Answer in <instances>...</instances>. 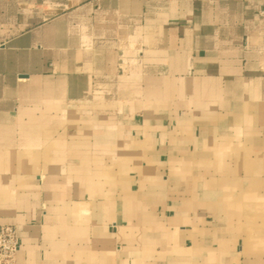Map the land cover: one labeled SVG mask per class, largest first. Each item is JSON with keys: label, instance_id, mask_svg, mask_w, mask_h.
I'll return each instance as SVG.
<instances>
[{"label": "crops", "instance_id": "0c3cea01", "mask_svg": "<svg viewBox=\"0 0 264 264\" xmlns=\"http://www.w3.org/2000/svg\"><path fill=\"white\" fill-rule=\"evenodd\" d=\"M262 1L0 0L15 264H264Z\"/></svg>", "mask_w": 264, "mask_h": 264}, {"label": "built area", "instance_id": "2783aa9c", "mask_svg": "<svg viewBox=\"0 0 264 264\" xmlns=\"http://www.w3.org/2000/svg\"><path fill=\"white\" fill-rule=\"evenodd\" d=\"M264 30V0L258 11ZM20 247L17 228L13 224L0 223V264H15L16 253Z\"/></svg>", "mask_w": 264, "mask_h": 264}]
</instances>
